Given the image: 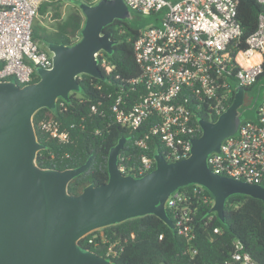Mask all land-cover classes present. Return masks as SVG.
Masks as SVG:
<instances>
[{"label":"built area","instance_id":"built-area-1","mask_svg":"<svg viewBox=\"0 0 264 264\" xmlns=\"http://www.w3.org/2000/svg\"><path fill=\"white\" fill-rule=\"evenodd\" d=\"M43 1L0 0V80L13 79L23 85L33 81L36 67L52 66L51 53L32 39L33 20ZM256 1L261 5L256 28L242 39L239 0H124L140 14L158 13L159 20L142 29L133 43L140 68V74L128 81L134 100L118 95L110 107L120 126L140 132L132 146L142 153L136 158L132 151L118 154L122 174L140 176L152 170L155 159L146 151L157 142L166 160L187 157L192 139L201 131L197 119H216L231 105L235 86L249 88L264 74V0ZM96 56L98 65L109 73L113 66L104 53ZM92 111L97 108L93 106ZM45 128L61 142L69 140L68 131L56 120L47 121ZM207 164L215 174L264 187V99L256 119L242 121L237 132L222 140L220 150L208 155ZM194 198L213 204L211 194L199 185L190 191L178 188L166 201L167 210L174 213V227L188 242L195 238L198 208ZM212 213L205 215V224L213 219ZM86 236L87 245L104 246V257L110 260L134 237L108 236L102 228ZM188 251L197 253L192 245ZM225 263L260 264L240 245Z\"/></svg>","mask_w":264,"mask_h":264},{"label":"water","instance_id":"water-1","mask_svg":"<svg viewBox=\"0 0 264 264\" xmlns=\"http://www.w3.org/2000/svg\"><path fill=\"white\" fill-rule=\"evenodd\" d=\"M84 23L80 38L72 45L47 42L50 68L36 67V81L19 85L0 80V264H116L83 247L88 233L127 219L154 214L168 227L173 221L166 201L186 185L204 187L213 197L210 212L225 223L226 199L234 194L264 202V187L215 174L207 164L211 152L220 150L224 138L237 132L245 89L235 86L231 105L216 119L198 118L201 134L192 139L187 157L168 161L154 154L155 167L140 175H124L118 169V154L128 137L109 150L108 180L88 184L80 193L68 191L70 181L84 172L91 157L75 168L40 167L38 151L44 148L33 125L34 113L55 109L57 100L69 101L80 92L81 74L104 79L96 54L113 53L116 43L104 27L115 19L131 18L124 0L78 3Z\"/></svg>","mask_w":264,"mask_h":264},{"label":"trees","instance_id":"trees-1","mask_svg":"<svg viewBox=\"0 0 264 264\" xmlns=\"http://www.w3.org/2000/svg\"><path fill=\"white\" fill-rule=\"evenodd\" d=\"M67 1L78 5L77 0ZM80 1L95 3L92 0ZM63 3L64 0H44L38 8L36 17L51 16L53 21L52 28L47 29L39 19L36 20V17L33 20L32 39L43 50L48 51L47 42L72 45L80 38L84 16L79 7L63 16ZM260 12L261 5L256 0H239L237 20L242 30V39L256 28ZM156 15L155 22L148 26L158 24L159 14ZM134 23L127 19H115L104 27V31L111 32V38L116 41L111 55L103 52L113 66L109 73H105L99 66L104 79L88 74L79 75L77 80L81 87L80 92L70 93L67 102L58 99L55 109L41 108L33 115L37 139L44 145L36 157V163L40 167L58 170L75 168L91 157L89 167L70 181L68 191L72 194L80 193L88 184L96 186L108 180V153L120 138L128 137L121 151H132L134 158L142 153L132 146L133 138L140 132H133L120 126L110 108L118 95H122L125 100H134V93L130 91L128 81L140 74L133 43L142 30ZM37 79L38 76L35 75L33 81ZM93 106L97 108V112L92 111ZM203 117L207 119L206 116ZM50 119L56 120L62 130L68 131L67 142L52 137L46 130L45 124ZM97 128L100 133H96ZM200 134L201 131L196 137ZM146 152L154 156L156 152H164V149L157 142L150 144ZM193 186L194 184L180 188L190 191ZM193 201L198 209L194 221L195 238L192 242H188L185 237L178 234L175 227H168L154 214L130 218L102 228L108 236L123 238L134 235L112 261L116 264H226L225 261L231 252L240 245L256 262L264 264L262 200L243 194L231 195L225 202V223H221L216 214L212 213L213 219L208 224H205V215L211 206L199 202L198 198H194ZM167 211L173 218V210L169 208ZM214 227H219L221 232L215 233ZM87 237L81 238L79 243L104 257V246L87 245ZM190 245L197 249L196 254L191 255L188 251Z\"/></svg>","mask_w":264,"mask_h":264},{"label":"rangeland","instance_id":"rangeland-1","mask_svg":"<svg viewBox=\"0 0 264 264\" xmlns=\"http://www.w3.org/2000/svg\"><path fill=\"white\" fill-rule=\"evenodd\" d=\"M77 3H80V0H77ZM94 2L98 0H92ZM75 7H78V5H75L71 1L64 0V3L62 5V15L64 16L66 13H68L70 10L74 9ZM156 14H149L144 15L140 14L134 10H131V18L127 19L132 21L136 26H138L140 29L146 28L149 24L155 22ZM39 19L41 24L47 28L51 29V24L53 23L51 16H47L45 18H39L36 17V20ZM49 53V52H48ZM50 54V53H49ZM51 55V54H50ZM264 99V74L259 76L257 81L249 88L245 89L244 96H243V102L240 107V111L242 113V120H251L254 121L257 117V108L260 102Z\"/></svg>","mask_w":264,"mask_h":264},{"label":"flooded vegetation","instance_id":"flooded-vegetation-1","mask_svg":"<svg viewBox=\"0 0 264 264\" xmlns=\"http://www.w3.org/2000/svg\"><path fill=\"white\" fill-rule=\"evenodd\" d=\"M46 44V43H45ZM244 89H247V88H244ZM243 96H244V94H243Z\"/></svg>","mask_w":264,"mask_h":264}]
</instances>
